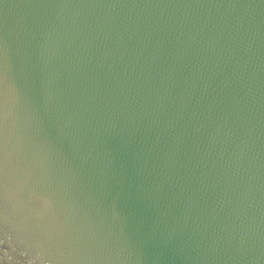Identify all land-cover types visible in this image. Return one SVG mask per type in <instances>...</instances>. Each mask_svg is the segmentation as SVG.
Instances as JSON below:
<instances>
[{
  "label": "water",
  "instance_id": "obj_1",
  "mask_svg": "<svg viewBox=\"0 0 264 264\" xmlns=\"http://www.w3.org/2000/svg\"><path fill=\"white\" fill-rule=\"evenodd\" d=\"M0 264H264V0H0Z\"/></svg>",
  "mask_w": 264,
  "mask_h": 264
}]
</instances>
